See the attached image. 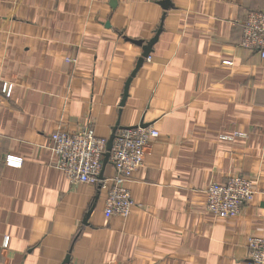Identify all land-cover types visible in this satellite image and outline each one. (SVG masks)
Wrapping results in <instances>:
<instances>
[{"label": "crops", "instance_id": "crops-1", "mask_svg": "<svg viewBox=\"0 0 264 264\" xmlns=\"http://www.w3.org/2000/svg\"><path fill=\"white\" fill-rule=\"evenodd\" d=\"M162 1L0 0V264H245L264 237V57L240 46L264 0ZM88 123L107 140L158 131L125 182L126 218L103 213L109 161L97 184L55 166L50 135ZM235 174L253 197L216 217L207 187Z\"/></svg>", "mask_w": 264, "mask_h": 264}, {"label": "built area", "instance_id": "built-area-1", "mask_svg": "<svg viewBox=\"0 0 264 264\" xmlns=\"http://www.w3.org/2000/svg\"><path fill=\"white\" fill-rule=\"evenodd\" d=\"M240 46L257 50L264 57V12H249L242 23ZM224 63H229L225 61ZM10 85L3 82L1 92L7 94ZM158 131L151 126L135 125L116 129L108 161L113 173L108 178L109 188L104 202L106 218H126L130 214L133 200L125 182L134 169L143 163L144 148L156 137ZM52 151L56 156L55 166L72 184L103 182L100 178L102 160L107 139L94 134L91 123L75 131H56L50 135ZM6 164L20 167L22 159L7 156ZM254 194V181L247 176L232 175L222 183L211 182L206 190V210L216 217L235 218ZM7 239L4 240L6 245ZM248 257L245 264H264V237H249ZM68 264H82L70 262Z\"/></svg>", "mask_w": 264, "mask_h": 264}, {"label": "water", "instance_id": "water-1", "mask_svg": "<svg viewBox=\"0 0 264 264\" xmlns=\"http://www.w3.org/2000/svg\"><path fill=\"white\" fill-rule=\"evenodd\" d=\"M161 5H162L163 9H165V10L168 9V7L170 6V0H164V1H162ZM160 30H161V26L158 27V29L155 31L154 36L151 39H149V41H147L144 45H142V41H133L134 43H136L138 45H142V54L138 58V60L136 62V65H135L133 71L130 74V77L127 79V81L125 83L123 97H122L123 98L122 99V104L124 103V100L126 98V95H127V87L129 85L132 77L135 75L136 71L141 66V64L143 63L144 59L150 53L151 47H152L153 43L156 41L157 36H158ZM117 126L118 125H116L112 129V133H111L110 137L108 138V140L106 142V151L104 153L103 160H102V169H103V166L108 162L109 153H110V150H111V147H112V142H113V139H114V133H115V131L117 129ZM141 126H144V125H141ZM102 169H101V172H102ZM101 176L102 175L100 174V178H101ZM88 214L89 213H87L86 216H88ZM84 223H86V221ZM69 261H70V256H69V254H67L61 264H68Z\"/></svg>", "mask_w": 264, "mask_h": 264}]
</instances>
